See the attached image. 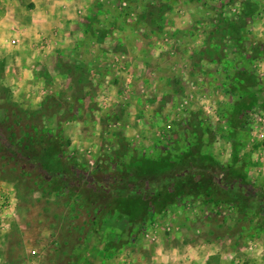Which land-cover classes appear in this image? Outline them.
Masks as SVG:
<instances>
[{
    "label": "rangeland",
    "instance_id": "374dc122",
    "mask_svg": "<svg viewBox=\"0 0 264 264\" xmlns=\"http://www.w3.org/2000/svg\"><path fill=\"white\" fill-rule=\"evenodd\" d=\"M45 1H0L6 264H264V0Z\"/></svg>",
    "mask_w": 264,
    "mask_h": 264
},
{
    "label": "crops",
    "instance_id": "0c3cea01",
    "mask_svg": "<svg viewBox=\"0 0 264 264\" xmlns=\"http://www.w3.org/2000/svg\"><path fill=\"white\" fill-rule=\"evenodd\" d=\"M36 1L37 3L41 2V0L39 1L36 0ZM45 2H46V5L48 4L49 6L50 0H46ZM14 7H12V9L14 8L13 10L10 9L9 13H8V9H5L4 12H0L1 13L0 14V25H5V21L10 20L12 17L13 18L17 17V19H19L20 16H22V18L18 20L20 24H24L27 22L26 18L27 16H30V12L25 11V10L23 11V7H21L20 5H15ZM55 24L60 25V27L64 28V30L62 31V35L68 33L66 32L68 30V25L65 23V21L62 22V19H61V20L55 21ZM6 251H8V243H6L5 241H0V264H6V261H5Z\"/></svg>",
    "mask_w": 264,
    "mask_h": 264
},
{
    "label": "built area",
    "instance_id": "2783aa9c",
    "mask_svg": "<svg viewBox=\"0 0 264 264\" xmlns=\"http://www.w3.org/2000/svg\"><path fill=\"white\" fill-rule=\"evenodd\" d=\"M258 137L260 140H262L264 142V131H261L259 134H258ZM245 248L249 249V250H252L253 249V246L252 245H246Z\"/></svg>",
    "mask_w": 264,
    "mask_h": 264
}]
</instances>
